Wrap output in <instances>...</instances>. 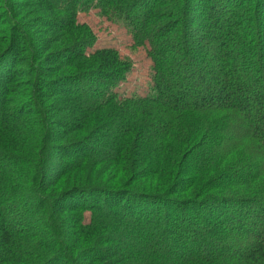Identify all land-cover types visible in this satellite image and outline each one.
Returning <instances> with one entry per match:
<instances>
[{
    "label": "trees",
    "instance_id": "obj_1",
    "mask_svg": "<svg viewBox=\"0 0 264 264\" xmlns=\"http://www.w3.org/2000/svg\"><path fill=\"white\" fill-rule=\"evenodd\" d=\"M61 1L0 0V264H264V0ZM91 9L148 46L151 95L121 98L130 64L87 53Z\"/></svg>",
    "mask_w": 264,
    "mask_h": 264
},
{
    "label": "rangeland",
    "instance_id": "obj_2",
    "mask_svg": "<svg viewBox=\"0 0 264 264\" xmlns=\"http://www.w3.org/2000/svg\"><path fill=\"white\" fill-rule=\"evenodd\" d=\"M14 1L16 3L21 4V3L30 2L31 0H12V2H14ZM51 2L54 3V1H51ZM55 5H56V3H55ZM61 5H64V2L59 0L58 6H61ZM2 8H3V6H0V14H2V12H3ZM13 11L15 14L20 13V16L16 20L17 21L16 24L19 27H20V25H22V27L25 28L26 33L29 36H31V38L33 40H40L42 37L41 34L38 32L40 30V27L27 28L25 26V24L22 23V18H25V22L33 19L34 17L32 15V13L29 12L27 14L26 12H21V11H17V10H13ZM196 16H198V15L196 14ZM65 17H66V15L61 13L60 19L64 21ZM75 17H76L77 25L87 27L91 31V34L96 39V42L94 43V45L92 47H90L89 49H87V53L93 52L97 49H103V48L115 49L119 53L120 58L124 61H127L130 64V70H129L128 74L126 75L125 81L123 83H121L115 89V91L121 96V98L132 97V96L145 97V96L151 95L150 89H151V83H152V81H151L152 62L148 56V51H149L148 46L133 47V41H132V37H131L130 33L121 24H119V23L115 24V23L109 22L104 16L100 15L99 10H95V9H91L89 11H82L81 10V11H78L76 13ZM10 27H11V24H9V25L8 24H5V25L0 24V33L6 32L9 34ZM195 29H196L195 27H194V29H192V33H191L192 38H195V36H196ZM34 43H36V42H34ZM71 45L72 44L69 43V46H71ZM88 77H90L93 80L92 81L93 83L88 82L89 81ZM88 77H87V79H85L84 81L81 82V84H80L81 88H89L93 84L96 83L94 81L95 80L94 76H88ZM88 94H90V92L89 93L85 92L84 96L85 95L88 96ZM59 97H56L53 99L42 100L43 106L45 108H49V106L57 104L59 107H65L68 104V98L67 99H65V98L60 99ZM174 144H176V143H174ZM175 146H178V145H175ZM59 160H60L59 156L56 153H54V155L51 158V162L56 163V162H59ZM134 160H136V159H134ZM181 161L183 162L182 164L186 163L185 159H182ZM164 162L166 163L167 159ZM171 163H173V160H171ZM180 163L181 162H179V158L178 159L175 158V163H174V165H176L175 170H178L179 167H180V169L182 168ZM88 164H90V163L88 162ZM224 164L219 165V166L216 165L214 168H212V170H210V172L208 174V177L213 176V177L217 178V174L219 176L220 174L226 172V165H224ZM145 167L146 166H144L140 170H135V173H139V171L145 170ZM230 168L232 169L233 166H230ZM182 169L186 170V167L183 166ZM182 171H181V173H182ZM204 176H205V178H207L206 175H204ZM144 180H145V178L142 176L140 178V181L138 182V185H139V183L142 184L144 182ZM167 181L169 182V179ZM173 183H174V179H173ZM202 183H205L204 180L200 184H202ZM128 184L131 185V182H128ZM173 185H175V184H173ZM198 186H199V184L197 183V187ZM149 188L147 189V190H149L148 192H153L156 194H160V193L162 194L163 193V192L153 191L151 189V187H149ZM172 188H173V186H172ZM172 188H171V190H172ZM256 189L257 188L255 187V190ZM226 192H227V190H222V191L215 190L212 194L227 196ZM170 195L173 196L174 199H177L179 201H183V202L188 201V200H184L185 196L177 195L175 193V191H171ZM187 214L189 216L195 217V222H198L197 224H198L200 233L207 232L208 229L205 228L204 226H202V223H204V222L202 221L203 218L201 216H199V219L197 220V216H195L192 211H189V209L187 210ZM18 216L19 217H21V216L26 217L29 219L31 218L30 217L31 215L29 213H20V215H18ZM179 220H180V217H178L177 221L179 222ZM155 227L159 228L162 226L160 224V225L155 226ZM129 230H130V228H128V231ZM206 238H207V240H209L208 235L206 236ZM206 238H205V240H206ZM119 239H120V241L124 240L121 237ZM199 243L200 242H198V244ZM145 258H146L145 256L142 257V255H141L139 257V259H140L139 261L144 262Z\"/></svg>",
    "mask_w": 264,
    "mask_h": 264
}]
</instances>
